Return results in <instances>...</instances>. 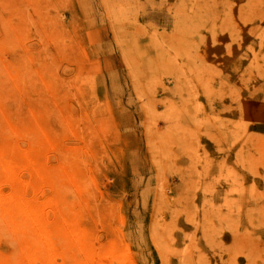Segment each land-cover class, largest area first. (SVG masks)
I'll return each mask as SVG.
<instances>
[{
	"label": "rangeland",
	"instance_id": "rangeland-1",
	"mask_svg": "<svg viewBox=\"0 0 264 264\" xmlns=\"http://www.w3.org/2000/svg\"><path fill=\"white\" fill-rule=\"evenodd\" d=\"M0 161L7 208L96 248L21 264H264V0H0Z\"/></svg>",
	"mask_w": 264,
	"mask_h": 264
},
{
	"label": "bare ground",
	"instance_id": "bare-ground-1",
	"mask_svg": "<svg viewBox=\"0 0 264 264\" xmlns=\"http://www.w3.org/2000/svg\"><path fill=\"white\" fill-rule=\"evenodd\" d=\"M135 109H136V107H135ZM12 130L14 131V129H12ZM12 130H11V132H12ZM40 130H42V129H40ZM44 139H45V137H44ZM45 140L48 141V139H45ZM47 141H46V143H47ZM9 148H12V145H10ZM21 156L25 157V154L23 151L21 152ZM6 164H8V163H6ZM4 167L5 166H3V163L0 161V173L2 171V174L4 172ZM8 168L13 169L12 166H8ZM77 169L78 168H76L75 171ZM83 172H84V170H83ZM73 175H74V173H73ZM61 176H62V174H61ZM0 179H1V174H0ZM62 180H64V179H62ZM9 201H10V198L2 197V195H0V227H1L2 231H3V229L6 230V228H8L9 231H11V232H19V234H21V236H23V237L21 238V245L19 246V249L16 252H14V253H16L15 255H10L11 253L10 254L7 253L9 255H6V256L0 255V264H12V262L13 263L15 262V264H21L23 261V255H25L28 258H33L34 256L41 254V256L43 258L50 259V257H48L49 255H47L46 253L49 252L50 249H51V251H53V245L56 242L55 240L57 239L55 237H58V238L61 237V238H66V239L70 238V241L75 239L77 241V244H78V242L80 243V245L82 244L83 245L82 247L85 250H88V251L91 250V252L93 250V253L95 252L96 248L93 245V240H92L91 235H90L91 232L89 231V229L86 230L85 227H84L85 229L82 228V223H83L82 217H81L82 219H80V217L77 218L76 222L74 224H72V225H77L79 228H77L76 230H68V231H66V234H65L64 230L61 232H60V230L59 231H53V237H52L51 234L49 233V230L46 226V223L41 224L38 222L35 231L32 230V222L33 221L30 217V211H29V205L28 204L21 206L20 208H18L17 206H12V208H7L5 205H7V203H9ZM3 224L5 225L4 227H3ZM0 238L2 239V236ZM77 246L78 245H76V247ZM83 248H81V249L83 250ZM75 251L78 252L79 250L75 249ZM79 253H82L81 250L79 251ZM110 253H113V252L111 251ZM81 255H83V254H81ZM84 255H85V253H84ZM108 257H109V254L106 251V252L102 253L100 257L98 256V259H94L90 256L89 259L86 261V263H85V261L83 263L80 255H72L71 257H69L70 258L69 260L67 259L68 260L67 264H120L112 256L110 257V260L108 259ZM86 259H87V255H86Z\"/></svg>",
	"mask_w": 264,
	"mask_h": 264
}]
</instances>
